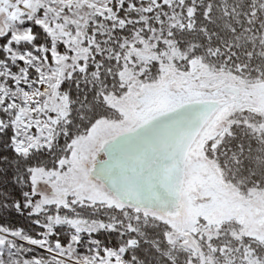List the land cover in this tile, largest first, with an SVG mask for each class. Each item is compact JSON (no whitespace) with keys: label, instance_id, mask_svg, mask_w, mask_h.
<instances>
[{"label":"snow or ice","instance_id":"1","mask_svg":"<svg viewBox=\"0 0 264 264\" xmlns=\"http://www.w3.org/2000/svg\"><path fill=\"white\" fill-rule=\"evenodd\" d=\"M0 264H264V0H0Z\"/></svg>","mask_w":264,"mask_h":264}]
</instances>
